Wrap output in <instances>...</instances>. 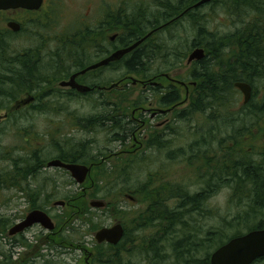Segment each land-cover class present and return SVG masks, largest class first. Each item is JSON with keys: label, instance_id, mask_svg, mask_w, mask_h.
<instances>
[{"label": "rangeland", "instance_id": "1", "mask_svg": "<svg viewBox=\"0 0 264 264\" xmlns=\"http://www.w3.org/2000/svg\"><path fill=\"white\" fill-rule=\"evenodd\" d=\"M57 1L59 5L54 6L53 21L50 23L54 27L44 25L38 31L32 26L29 30L28 26L29 31L26 37L24 34L10 35L9 41L2 43L0 47L1 52L5 56L7 55V59H10L20 50L25 51L28 48L37 50V46L44 43L46 45L45 51L48 52L46 59L44 54L39 51H37L36 57L38 60L41 58L42 61L46 62V75L51 74L48 64L52 59L50 56H55L56 60L61 62L55 72L52 73L55 76H44L45 82L48 83L41 84L34 91L31 90V94L26 95L24 92L15 94L14 99L0 96V263L11 256L8 253L14 247V254L11 256L13 264H28L20 260L19 257L23 256L27 252L26 250L34 249L40 245V228L36 225L29 228L23 235H14L13 238L8 235V230L22 220L30 208H36L35 205H40L51 217L62 216L61 220H64L70 212L63 208L64 206L54 205V202L68 200L78 195H81L86 208L87 206L90 207L89 202L91 200L102 199L110 204V209L116 210L118 208V211L116 213L113 210L111 215L107 214L105 210L94 209H91L93 211L90 214L79 213L78 218L69 223V227L64 229L62 233V240L70 244V249L66 254L55 259L45 257L48 264H85V252L94 251L95 248L99 260L90 264H105L103 261L105 255H101L103 246L96 247L94 233L108 223H114L120 216L124 218L128 232L125 239L126 243L121 247L130 248L122 255V259L124 261L129 258L135 264H200L203 260H207L209 255L222 243L235 235L247 232L264 220V206L255 201V189L256 187L262 188L264 186H261L262 182L257 183L256 186L250 182H243L238 185L240 187L236 185L235 188V182H233L230 186L222 185L218 194L207 202L206 214L202 211L205 218L202 221L183 217L180 222H175L177 219L174 218L170 228L169 221L158 220L153 222L154 218H150L152 223H149L143 231L138 228L145 220V217H142L144 216L142 215L144 206L142 207L141 202L152 203V199L146 198L153 196L152 185L149 183L150 175H148L151 174L150 154H142L143 159L141 158L139 161L138 155H135L131 150L132 139L130 138L129 142L126 138L124 140H120L122 137L118 139L119 134L114 135L117 129L110 128L108 120L115 114L119 116L121 108H125L127 111L131 109L140 90L138 86H132L129 83L127 90L119 88L111 90L109 92V104L105 109H101L102 94L100 93L88 96L43 94L44 87L56 81L54 78L58 80L61 73L66 71L74 59L71 56L63 57L61 51H50L52 46L59 43L60 39H73L72 34L77 33L75 30L77 26L87 22V14L90 12L88 6L95 10L91 18L99 16L97 12H101V7L104 6L103 0ZM105 1L113 7L122 6L127 11L126 13L131 15L130 17L139 16L145 9L143 13L145 19L151 14L153 9L151 3L154 0ZM159 1L161 0H157V3ZM200 10V14L204 16V24L207 30L212 32L216 38L231 31L234 25L233 20L225 14L223 1L215 2V5L212 6H202ZM169 30L170 34L164 32L152 37L153 44L159 40L168 41L176 30L177 35L184 36L189 28L186 26V22H182L175 29L172 25ZM186 34L187 39L182 40L184 46L180 47L182 50H186L185 53L188 49H183V47H186L187 41L190 45L189 40L192 36L191 32ZM84 38L81 44L86 45ZM201 38L199 40H203ZM73 41L77 43L74 39ZM174 43V41L170 42L168 46L173 47ZM77 46L79 48V45ZM224 52L227 50H224L222 54ZM165 60L163 56L158 59L153 56L147 61L148 65L144 67L147 70L154 69L155 65H159L158 62L162 65ZM224 60L229 61L228 64L235 61L232 55H224ZM169 62H171L169 70L165 69L163 65L159 70H167L172 75L180 73L183 74V77L186 76L189 69L185 61L177 63L175 60L169 59ZM212 63L209 60L205 62V65L211 64L213 69L219 70L218 65ZM124 72L126 73L124 65L110 68L108 73L110 85L116 83ZM262 73L255 72L249 78L253 85V96L249 105L252 109L256 108V105L264 98V72ZM129 78L134 81L137 77L135 74H130ZM231 93V96L226 99V103L221 105L220 111L221 156L231 154L230 156L236 162L242 163L248 160L261 167L260 163L264 160V141L262 139L264 120L261 122V126H252L251 124L256 118H245L243 112L249 108L243 106L242 94L235 89ZM33 95L38 99L36 103L23 105L15 110L17 100L26 99ZM113 109L117 111L111 112ZM201 115L197 113L182 121L177 120L178 127L184 126V130H186V120L193 123V120L201 117ZM91 117H96L99 120L98 123L84 127V120ZM201 119L203 118L199 120ZM102 123L103 126H101ZM244 124L250 125L246 132ZM239 131H244L247 134L237 135ZM29 132L30 134H28ZM174 134L178 135L179 131L175 129ZM180 134L185 135V132L180 131ZM234 134L237 135L236 138L232 137ZM185 137L188 136L185 135ZM178 141V143H174L175 150L176 146L183 144L180 139ZM74 151H77L84 158L82 163L87 165L90 162L95 163V166L90 169L88 177L80 184L67 171L45 167L47 161L58 157L63 152L70 154ZM32 152H36L35 155L39 159L35 160H39L43 168L29 177L19 176L16 178L19 185H12L7 178L13 177L15 174V165L18 167L26 165L24 160H28L29 157L32 158L34 155ZM174 155L176 156V153ZM233 164L236 166L235 162ZM226 167L222 168L221 171L223 172ZM234 170L235 167L233 166L227 169L229 174L226 176L229 175L230 180L233 179L231 175ZM142 184H145L143 186L149 190L147 193L144 192L145 195L139 190L144 188H141ZM124 193L133 196L134 201L124 197ZM141 217L142 219H140ZM130 253L140 255L135 257ZM45 254H49V251L47 250ZM28 256L31 257L32 255L29 254ZM140 257L141 263H138ZM30 264H44V261L38 260V262ZM256 264H264V262H257Z\"/></svg>", "mask_w": 264, "mask_h": 264}, {"label": "flooded vegetation", "instance_id": "2", "mask_svg": "<svg viewBox=\"0 0 264 264\" xmlns=\"http://www.w3.org/2000/svg\"><path fill=\"white\" fill-rule=\"evenodd\" d=\"M103 3L104 6L101 7L102 11L97 12L99 16L94 18H91V16L94 15L93 11L95 12V10H92L89 6L87 7L90 11L87 14V22L77 26V29H75L77 33L72 34L73 39L78 44L75 43L73 39L65 38L60 39L59 43L52 46L53 48L50 51H61L63 54L68 52L69 48H77V45H79V48L74 49L75 59L67 67L69 71L62 72L58 80L47 87L45 86L43 94L49 95L51 93H56L62 95L88 96L100 93L102 94L101 109H105L109 104V92L111 90L116 88L127 90L128 83L132 86H138L140 91L132 108L128 111L125 110V108H121L120 110V118L123 119L125 124L123 127L124 136L120 140L126 138L127 142H129L130 138L132 139L133 144L131 150L135 155H138L139 161H141L142 154H150V171L154 180L152 187L157 198L152 199V203L150 204L141 202L142 207L144 206V210H142V215L144 216L142 217L146 218L151 214L150 218H154L153 222L158 221L156 220L157 209L162 206L165 208L164 210L162 209V211H165L167 217H169L170 228L173 225L171 213L177 212L178 210L181 211V215L176 218L177 220L175 222H180V220H183V217L192 218L194 221H202L205 219L202 211L206 214L207 202L215 197L222 187L221 121L220 119H206L207 113L204 112L202 115L200 114L201 117L193 120L195 123H189V121L186 120V130H184V126L182 128L178 127L177 118L190 104L197 83L200 85L199 92L201 93L203 81H186L182 79L183 74L176 73L172 75V73L167 70L151 69L134 73L124 72L119 79H117L116 83L114 82L110 85L108 78L109 70L113 65L120 62L122 60L121 58L118 61L109 62L95 69L79 73L75 81L77 84L89 87L85 92H79L75 87L59 86L60 81L69 80L71 75L100 62L118 48H122L119 39L125 30L124 21L126 19V10L119 5L113 7L105 0H103ZM55 5H59L57 0H42L40 5L33 9L20 7L0 9V39L9 41L10 35L18 34H24L26 37L28 34L27 32L30 30V26L36 28L38 31L41 29V26L44 27V25H52L54 27V25L50 23L53 21L52 11ZM165 22L161 23L160 26L166 28L169 21L167 20ZM151 29L153 28L151 27ZM153 34L151 36H153ZM83 38L85 39L86 45L81 44ZM37 47L38 49L36 51L44 54V58L46 59V54L48 53L45 51L46 45L40 43ZM33 49L35 48H28V50L25 49V51L27 52ZM50 57L53 60L51 59L48 64L51 69L49 72L52 74L61 62L58 61L59 64L55 65L54 62L56 61V57ZM24 58L29 59L28 56ZM79 62H81V65L78 66L77 63ZM37 66L41 72L40 76H45V69L47 68L46 62L42 61L40 58L37 62ZM130 74H135L137 77L136 80L132 81L129 78ZM46 83L48 82L43 81L42 84L45 85ZM37 88L39 87H36L32 91ZM30 92L25 90L24 94H31ZM173 93H175L174 96H172ZM33 98V102L36 103V97H34V95ZM32 103L27 104L31 105ZM27 104H24V106ZM200 118L203 119L199 120ZM261 124L262 123L259 122L257 125L261 126ZM190 127L192 128L189 129ZM175 129L179 131L178 135L174 134ZM180 131H184L185 135L188 137L181 135ZM136 132H138L137 135ZM116 133L122 136V133L115 131V134ZM178 139H180L183 144L182 146H176L175 150L174 143H178ZM174 153H176V159ZM88 165L92 168L95 166V163L90 162ZM55 168L64 169L61 167ZM123 196L131 201L135 199L128 193H124ZM116 201L118 202L119 200ZM61 206H64L63 208L70 213L64 220H61L62 216L56 218L49 215L53 224L51 229L35 223L25 228L23 231L14 234L23 235L24 232L34 225L40 228V245L34 249L31 248L26 250L27 252L21 256L23 259L19 257L20 260L28 264L43 260L44 264H48L45 257L48 259H55L62 254H66L70 249V244L62 240V233L64 229L69 227V223H72L78 218L77 216L79 213L90 214L91 211H93L91 209H94L101 211L105 210L107 214L111 215L113 210L115 212L118 211V208L116 210L114 208L110 209L111 206L106 201H104L103 206L94 207L90 205V207L87 206L86 208L84 200L80 199V201H78L68 199L65 200ZM34 209L43 210L41 207H36L30 208V211ZM142 217L140 219H142ZM118 224L122 228V234L116 244H112L108 241H96L95 245L96 247L103 246L101 255H105L103 259L105 264H135L131 262L129 258L124 261L122 259V255L130 249L121 247V245L126 243L125 239L128 235L124 218L120 216L114 223H108L103 227L110 228ZM14 235L11 237L13 238ZM135 240H137V238ZM13 249L14 247L11 248V252L8 253L11 256L14 254ZM95 249L94 251L90 250L85 252V264H90L93 261L99 260L98 253L95 252ZM47 250L49 254H45ZM29 254L32 256L29 257ZM130 255L139 257L140 254L130 253ZM210 255L207 259L209 264ZM11 256L6 258V260H8L7 264H13ZM254 261L263 263L264 257L257 258ZM137 262L141 263V257ZM202 262H204V260Z\"/></svg>", "mask_w": 264, "mask_h": 264}, {"label": "trees", "instance_id": "3", "mask_svg": "<svg viewBox=\"0 0 264 264\" xmlns=\"http://www.w3.org/2000/svg\"><path fill=\"white\" fill-rule=\"evenodd\" d=\"M197 1L198 0H161L157 3V0H154L152 2L153 4L151 3V7H153L150 12L151 14L149 17H145V19L143 18L145 9H143V12L139 16L137 15L130 17V14L125 13V17L127 18L124 21L125 30L119 39L120 44H122L121 47H127L137 40L143 38L149 32L148 29L151 27L156 28L167 20H172V22L168 24L166 28L162 27L157 29L153 36H147L145 40L140 43V45H138L130 53L126 54L116 65H113L114 67L112 66V68H115L118 65H124L126 73H134L141 70H147L144 66L148 65L147 61L150 60L151 57L154 56L156 59H158L160 57L162 58L163 56V59L166 60L164 63H162V65L165 69L169 70V66L171 65L169 59L175 60L177 63L184 61L187 53H185L186 50H182L180 47L184 46L182 44V40L187 39L186 33L191 32L192 36L189 40L190 45H188L189 43L187 41V45L186 47H183V49L186 48L188 49L187 52H189L195 47H202L205 50V57L197 62L192 63V65L189 67L186 80L197 82L203 81V87L200 93V85L197 83V86L194 90V96L191 97L190 104L178 115L177 120L179 121L191 117L193 114H202L204 112L207 113L206 119H220L221 105L225 104L226 99L231 96V91L235 89L233 87L234 83L240 81L247 82L253 88L249 78L255 72L261 74L264 72V0H212L206 3L205 5L212 6L215 5V2L223 1L225 14L233 20L234 25L231 28V31L218 36L217 38L212 32L207 30V27L204 24V16L200 14V8L202 6H198L196 8L192 7V5ZM186 9L187 11L185 12L184 10ZM182 22H186V26H188L189 30H186L184 36L177 35V30L170 36V42H175L173 47L168 46V44H170L169 40H165V42L164 40L163 42L162 40H159L153 44V41H151L152 37L158 33L165 32L167 34L168 32L170 34L169 28L173 25L175 29L179 24H182ZM200 37H202L201 39L203 40H199ZM191 39L193 40L191 41ZM5 41L0 39V47ZM74 49L78 48H69V51L64 54L62 53V56H71L74 58ZM224 50H227V52L222 54ZM36 53L38 54L35 49L29 50L27 52L19 51L15 53V55H12L10 59H7V55L5 56V54L0 50V96H7L11 99H14L15 94L23 93L25 90L30 92L36 87H40L43 81H45V77L50 75L55 76L53 74H45V77L40 76L41 72L37 66L38 57H36ZM224 55H232L235 61L228 64L229 61L226 62L224 60ZM26 56H28L29 59L24 58ZM209 60L213 62V65H218L219 70L213 69L211 64L205 65V62ZM54 64H59V62L56 60ZM158 64L159 65H155L154 70H159L162 68L161 63L158 62ZM77 65H81V62L77 63ZM68 71L69 70L66 69L65 72ZM54 79L57 80V78ZM174 95L175 93L172 94V96ZM251 99L247 104L243 105L246 108H249L243 113L245 118H256L253 121V124H251L252 126H256L259 122L264 120V98L259 102L258 105H256V108L254 109L250 108L249 106L251 104ZM116 111V109H113L111 112ZM84 121V127H87L94 123H98L99 120H97L96 117H91ZM108 121L110 128H113L114 130L117 129L118 132L122 133V136H119L118 139L123 137V127L125 124L123 119L120 118V115L118 116L115 114L113 117H110ZM103 125L104 124L102 123L101 126ZM244 125L246 132L250 125ZM245 132L239 131L237 135L247 134ZM28 134H30V132ZM116 134L114 133V135ZM237 135L234 134L232 137L236 138ZM35 153L36 152H32V155L34 154L32 158L29 157L28 160H24L26 164L25 166L18 167L15 165V174H13V177L7 178L11 181L10 183L12 185H19V183L16 181V178L19 176H23V178L26 176L29 177L43 168L40 161L35 160L38 158ZM230 155L231 154L221 157V169H224V167L227 166L223 172L221 171L223 186L226 184L230 186V184L233 182H235L234 188L236 185L237 187H240L238 185H241L243 182H250L254 186H256L257 183L262 182L261 186L264 185V160L262 163H260V167L248 160L242 163L236 162ZM58 158L62 161L73 163H82L84 161V158L80 156L77 151H74L70 154L63 152L62 154L58 155ZM233 162H235L236 166H234ZM232 166L235 167V170L231 175L233 179L230 180V176H226V174H229L227 169H230ZM226 171L227 173H225ZM148 175H150L149 183L152 185L154 181L153 175L150 173ZM143 185L145 184H142L141 188L144 187ZM139 190H141L140 193L143 195L149 192V190L145 189V187ZM152 192L153 196H149L151 198L146 196L143 197H146L147 199H156L157 197L154 194L155 191L153 187ZM255 194V201L257 204L264 206V186L262 188L256 187ZM70 199L80 201L81 195ZM34 207L41 206L35 205ZM162 209L164 210L165 208L161 206L157 209L156 220L169 221V217H167L165 211H162ZM171 214L172 221L174 218H177L181 215V211L178 210L177 212H173ZM150 216L151 214L144 218V222L138 227L140 230L143 231L145 227L149 225V223H152ZM261 229H264V220L260 221L257 226L250 230ZM189 238L191 239L190 236ZM7 262L8 260L4 259L0 264H6ZM202 263L209 264L207 260H204Z\"/></svg>", "mask_w": 264, "mask_h": 264}, {"label": "water", "instance_id": "4", "mask_svg": "<svg viewBox=\"0 0 264 264\" xmlns=\"http://www.w3.org/2000/svg\"><path fill=\"white\" fill-rule=\"evenodd\" d=\"M42 0H0V9H8V8H37ZM210 0H199L194 6H198ZM149 32L143 38L137 40L131 45L117 49L112 52L108 57L101 60L98 63L90 65L86 69L71 75L69 80H64L59 82V86H69L75 87L79 92H85L89 89V87L85 85L77 84L75 81L76 76L79 73H83L86 70L95 69L99 66L105 65L109 62H114L120 60L126 54L130 53L133 49H135L142 41L145 40L147 36L150 35ZM204 57V50L202 48H195L189 54L187 61L190 62L194 59L200 60ZM238 87L240 92L243 95V103H247L252 95V87L245 82H240L235 84ZM33 101V97L29 96L26 99H23L17 103V106L24 105ZM17 108V107H16ZM262 138L264 140V130L262 133ZM47 167H61L69 171L72 178L76 180L77 183H82L90 168L84 164L78 163H66L61 161L60 159H52L46 163ZM62 200H58L54 202V205H63ZM103 201L94 200L90 202L91 206L100 207L103 206ZM41 224L44 227L51 229L53 224L51 222L50 217L44 211L39 209L31 210L23 220L14 224L9 230L8 234L13 235L18 232L23 231L25 228L33 225V224ZM122 234L121 226L114 225L110 228L103 227L95 232V239L97 242L108 241L112 244H116L120 239ZM264 256V230H253L244 235L232 237L226 243L219 246L215 249L210 255L209 262L210 264H250L252 261L259 257Z\"/></svg>", "mask_w": 264, "mask_h": 264}, {"label": "bare ground", "instance_id": "5", "mask_svg": "<svg viewBox=\"0 0 264 264\" xmlns=\"http://www.w3.org/2000/svg\"><path fill=\"white\" fill-rule=\"evenodd\" d=\"M199 1V0H198ZM197 1V2H198ZM210 1H212V0H210ZM210 1H208V2H210ZM196 2V3H197ZM208 2H205V3H203V4H200V5H198V6H203V5H205L206 3H208ZM195 4V3H194ZM194 4L192 5V7L193 8H196V7H198V6H194ZM188 9V8H187ZM187 9L186 10H184L185 12L187 11ZM169 21V24L172 22V20H168ZM164 27V26H163ZM159 28H162V26H158V27H156V28H153V29H151V28H149V29H151V30H149V32H155L157 29H159ZM195 48H202V47H195ZM195 48H193V49H191L189 52H187V55H186V57H185V59H184V61H185V64L188 66V69H189V67L192 65V63L193 62H197V61H199V60H196V59H194V60H192V61H190V62H188L187 61V59H188V56H189V54L192 52V50H194ZM203 50H204V48H202ZM204 57H205V50H204ZM203 57V58H204ZM202 58V59H203ZM201 60V59H200ZM173 70V69H172ZM187 76H188V72L186 73V76H184L182 79H184V80H186L187 79ZM186 81H189V80H186ZM240 82H243V81H240ZM240 82H235L234 83V88L236 89V90H238V87L237 86H235V84H237V83H240ZM245 83H247V82H245ZM249 84V83H248ZM250 85V84H249ZM251 86V85H250ZM252 89V88H251ZM251 97H252V95H251ZM251 99V98H250ZM250 99H249V101H250ZM248 101V102H249ZM247 102V103H248ZM247 103H245V104H247ZM89 175V172L87 173V175H86V177ZM261 230H264V229H261ZM250 231H253V230H250ZM250 231H247V232H245V233H243V234H241V235H244V234H246V233H248V232H250ZM241 235H238V236H241ZM233 237H236V236H233ZM264 257V256H263ZM263 257H259V258H263ZM256 260V259H255ZM257 262H255V261H252L250 264H256Z\"/></svg>", "mask_w": 264, "mask_h": 264}]
</instances>
